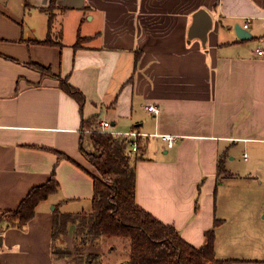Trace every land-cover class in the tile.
I'll list each match as a JSON object with an SVG mask.
<instances>
[{
  "label": "crops",
  "instance_id": "crops-1",
  "mask_svg": "<svg viewBox=\"0 0 264 264\" xmlns=\"http://www.w3.org/2000/svg\"><path fill=\"white\" fill-rule=\"evenodd\" d=\"M201 7L213 17L206 47L187 37ZM238 23H248L253 37L240 39ZM259 46L264 0H0V210L17 209L54 172L60 183L25 226L0 231V264H69L54 253L63 244L52 239V207L91 208L93 178L78 165L90 168L80 150L84 119L94 127L109 120L120 134L139 132L140 206L196 246L220 219L216 256L252 260L256 248L224 232L218 184L227 173L262 174ZM60 78L84 94L83 105ZM162 134L175 135L174 144ZM241 146L259 148L244 172L232 169ZM74 228L70 223V233Z\"/></svg>",
  "mask_w": 264,
  "mask_h": 264
},
{
  "label": "trees",
  "instance_id": "trees-1",
  "mask_svg": "<svg viewBox=\"0 0 264 264\" xmlns=\"http://www.w3.org/2000/svg\"><path fill=\"white\" fill-rule=\"evenodd\" d=\"M54 7L52 4L48 8L49 24L54 17ZM80 38L76 46L80 44ZM50 40L48 37L42 42ZM37 67L43 73L50 74L45 67ZM60 84L80 105L84 104V94L67 79L60 78ZM93 120L84 119V132L80 141V150L90 168L78 163L93 178L92 205L89 210L72 213L61 211L56 204L52 220L54 241L67 234L71 223L75 225V240L77 242L80 239L82 246L99 237L126 238L129 241L126 264H264V261L259 260L223 259L216 256V227L220 219L206 231L205 243L196 246L188 242L174 225L161 221L140 206L136 197L137 161L140 159L137 151H131L128 137L103 133L97 129L92 131ZM59 185L54 172L45 184L33 187L17 209L0 210V231L10 226H25L34 217L40 201L56 193ZM6 215L8 217L5 220ZM54 253L59 258L71 259L72 255L70 250L57 246ZM94 259H97V264H103L101 253L82 258L86 264H93Z\"/></svg>",
  "mask_w": 264,
  "mask_h": 264
},
{
  "label": "rangeland",
  "instance_id": "rangeland-1",
  "mask_svg": "<svg viewBox=\"0 0 264 264\" xmlns=\"http://www.w3.org/2000/svg\"><path fill=\"white\" fill-rule=\"evenodd\" d=\"M257 149L259 148L255 146L246 149L239 147L235 151V159L232 160V169L242 172L248 170L254 161L252 152L255 154ZM243 151L248 153V160L242 157ZM218 188L225 203L222 212L218 214V217L226 221L224 232L237 242H245L247 247H255L257 252L252 260L264 261V167L258 179L227 173L220 177ZM7 217L6 215L4 219ZM61 238L63 245L57 247L70 250L72 255L68 262L72 264H86L82 258L100 253L103 264H119L129 257V241L124 237H99L82 246L80 239L77 242L75 240V228L71 233L68 228L67 234ZM96 261L94 259L93 264H97Z\"/></svg>",
  "mask_w": 264,
  "mask_h": 264
},
{
  "label": "water",
  "instance_id": "water-1",
  "mask_svg": "<svg viewBox=\"0 0 264 264\" xmlns=\"http://www.w3.org/2000/svg\"><path fill=\"white\" fill-rule=\"evenodd\" d=\"M187 30L188 42L199 39L204 47L208 45V33L213 27V17L205 8L201 7L196 10L192 16ZM236 34L240 39L252 38L250 30L239 23L235 25ZM55 208L54 206L52 207ZM1 237V236H0ZM119 264H126L121 261Z\"/></svg>",
  "mask_w": 264,
  "mask_h": 264
},
{
  "label": "built area",
  "instance_id": "built-area-1",
  "mask_svg": "<svg viewBox=\"0 0 264 264\" xmlns=\"http://www.w3.org/2000/svg\"><path fill=\"white\" fill-rule=\"evenodd\" d=\"M245 27L246 28L248 27V23H245ZM256 52H257L258 56L264 58V46L257 47ZM146 109L148 111H150L152 113H156V114L159 112V108L152 103H148L146 105ZM94 129H97L98 131L103 132V133H114V134H119V135L128 137L130 139L131 151L133 153H136V151L139 149V142H138V138H137L139 135V132L129 131L127 133L120 134L117 131H114L111 129V122L109 120L101 121L96 126V128L92 129V131ZM162 137L164 138V140L167 141L169 146H172L175 142V139H176L175 135H169V134H162ZM245 158H246V156H245Z\"/></svg>",
  "mask_w": 264,
  "mask_h": 264
}]
</instances>
